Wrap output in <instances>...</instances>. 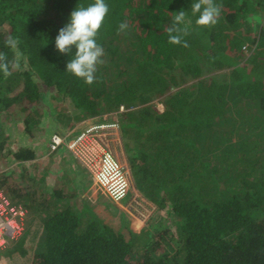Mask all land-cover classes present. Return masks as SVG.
Wrapping results in <instances>:
<instances>
[{"label":"trees","instance_id":"1","mask_svg":"<svg viewBox=\"0 0 264 264\" xmlns=\"http://www.w3.org/2000/svg\"><path fill=\"white\" fill-rule=\"evenodd\" d=\"M105 2L104 63L88 85L66 71L76 49L61 54L55 39L72 11L94 0H0V52L19 65L10 77L0 72V153L9 140L1 116L39 102L45 87L69 97L78 120L116 112L138 190L182 230L176 238L162 222L141 232L107 222L74 200L68 181L47 189L30 177L23 193L0 179L18 204L42 211L31 264H264V25L254 34L264 0H215L221 11L211 27L195 24L194 0ZM181 10L191 20L188 47L168 42ZM9 38L23 54L18 63ZM211 71L223 72L204 76ZM31 114L29 129L38 124ZM10 152L19 162L36 158L31 146Z\"/></svg>","mask_w":264,"mask_h":264},{"label":"rangeland","instance_id":"2","mask_svg":"<svg viewBox=\"0 0 264 264\" xmlns=\"http://www.w3.org/2000/svg\"><path fill=\"white\" fill-rule=\"evenodd\" d=\"M250 17H252L256 23V18H258L259 15L251 14ZM261 19L262 21L258 22L256 25L257 29H255L254 33L255 35L257 34L258 39L261 35L260 26L262 27V25H264V14H261ZM188 21L191 20L189 17H186V23ZM253 45L255 46L253 43L250 51H246L248 56L252 54L251 51L254 49ZM22 56L23 54L18 51V48H15L14 57L16 58L17 63ZM222 72L223 71H211V73L208 72L204 76L221 74ZM190 81L193 80H189V82L176 88L181 89L187 85L189 86L192 83ZM43 91L45 92L42 94V99L39 102L30 103L28 109L22 110L23 105H17L10 111L7 120L5 117L3 118L1 116L2 120L5 122V129L6 133L9 135V140L6 150L0 153V179H7V184L9 186L17 187L18 191L23 193L27 191L26 179H29L30 177L33 179L34 176L43 174V169L47 168L48 164L50 166L56 165L53 167L55 171L63 168L62 158H57L56 155L53 156V154H51L49 156L50 158L48 160L46 159L45 151H47V145L51 133L55 131L64 132L67 135L77 133L79 130L93 122V119L95 118L86 117L83 120H78L77 117L79 116V113H76L73 105L74 102L72 103L69 97L59 94L56 88L49 89L45 87L43 88ZM157 105L160 107L162 106L160 103ZM29 111L32 112L31 116L33 115L32 117H35V121L30 120L32 121L31 123H36V121H38V124L36 123L32 125L30 129L27 128L24 121V117H26V113ZM60 112H64L66 116L61 117ZM103 115L119 119V115L116 112L107 111L98 116ZM21 145L31 146L32 148L35 147L34 149H37L36 158L26 162L16 161L10 151L12 148H18ZM62 147L63 149H66L64 146ZM125 148L126 146L123 141L119 155L122 157L121 159L123 163L131 167L129 165ZM135 180L136 179L133 178L134 188L138 191V187L135 184L137 180ZM71 182L73 183L72 186L73 189L75 188L74 190L76 192L74 200H80L79 202H82L85 199L91 205L92 210L107 222L117 224L123 220V223L136 232H141L148 228L152 229L154 228V224L162 222L165 226L167 225L170 229L168 230L176 238H178L181 233L182 228L179 226V222H177L178 217L172 216L167 209L158 210L157 207L145 197L144 201L141 203L142 206L140 208H134L131 207L125 199L121 202L114 201L100 189L98 184H94L95 187L89 185L86 189L85 183L82 182V185L79 179L72 180ZM32 184V187L35 188V184L40 185V182L39 180L36 182L29 181L28 185ZM3 187L8 191V194L12 199L16 201L15 195L10 193L8 186L3 185ZM67 192L75 195L73 190H69V187ZM22 206L26 209V214L21 223L23 227L22 236L17 240L9 241L5 247L0 248V264H31L34 260V255L42 232V211H34V209L28 210L24 205ZM125 218H127L128 222ZM170 232L168 233L169 236ZM19 241L20 244H18ZM14 245L16 248H14ZM22 250L26 252L23 253Z\"/></svg>","mask_w":264,"mask_h":264},{"label":"built area","instance_id":"3","mask_svg":"<svg viewBox=\"0 0 264 264\" xmlns=\"http://www.w3.org/2000/svg\"><path fill=\"white\" fill-rule=\"evenodd\" d=\"M244 48L248 50L247 46ZM124 109L122 106L121 110ZM122 142L120 121L107 115H97L93 122L77 133L53 132L49 146L52 152L64 146L114 201L125 199L131 207L140 208L144 196L135 190L131 168L119 155ZM25 214L26 209L0 187V248L22 236L21 223Z\"/></svg>","mask_w":264,"mask_h":264},{"label":"clouds","instance_id":"4","mask_svg":"<svg viewBox=\"0 0 264 264\" xmlns=\"http://www.w3.org/2000/svg\"><path fill=\"white\" fill-rule=\"evenodd\" d=\"M193 15L199 14L195 24L200 27H211L218 22L221 5L215 0H194L191 5ZM109 6L105 0H94V3L84 7H78L71 12L69 22L59 30L55 39V47L61 54H72V58L66 64V71L80 78L84 83L91 85L96 82L97 66L103 64L105 50L97 43V36L106 16ZM191 21L186 23V12L181 10L173 18L172 26L167 28L168 42L173 45L188 47L183 39L189 32ZM128 28L127 22H121L118 32ZM18 42L9 38L5 41V47L15 49ZM18 64L8 60L7 54L0 52V72L7 78L12 75V69Z\"/></svg>","mask_w":264,"mask_h":264},{"label":"crops","instance_id":"5","mask_svg":"<svg viewBox=\"0 0 264 264\" xmlns=\"http://www.w3.org/2000/svg\"><path fill=\"white\" fill-rule=\"evenodd\" d=\"M51 135H52V133H51ZM49 144H50V140H49V143L47 145V151H45L46 159L48 160L50 158L49 156L51 154H53V156L56 155L57 158H62L63 159L62 160L63 168L61 170L59 169V170L55 171V169L53 167H55L56 165L50 166L48 164L47 168L43 169V171H44L43 174L36 175L39 179L43 178L45 180V183L47 185V189H53V188L59 187V185L65 186L66 183L64 181H68L67 184H68L70 190H73L74 194H75V195H73V197H76V192L74 190L75 188L73 189V186H72L73 183L71 182L72 180L79 179L81 184H82V182H84L86 189L89 187V185H91L92 187H95L94 184H96V183H95L93 177L90 176L88 171H86V169H84L81 166V164L76 161V159L71 155V153L69 151H67V149H63V147H62V148L58 149L57 151L52 152L50 150ZM37 156H38V154H37ZM68 178H70V179H68ZM53 180H54V184H53Z\"/></svg>","mask_w":264,"mask_h":264}]
</instances>
